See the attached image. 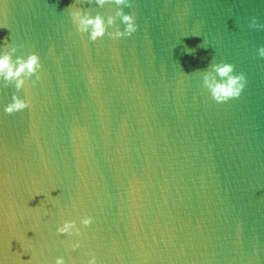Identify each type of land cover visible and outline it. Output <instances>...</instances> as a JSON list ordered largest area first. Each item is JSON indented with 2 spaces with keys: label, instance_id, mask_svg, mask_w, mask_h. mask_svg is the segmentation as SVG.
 Masks as SVG:
<instances>
[{
  "label": "water",
  "instance_id": "1",
  "mask_svg": "<svg viewBox=\"0 0 264 264\" xmlns=\"http://www.w3.org/2000/svg\"><path fill=\"white\" fill-rule=\"evenodd\" d=\"M71 2H0V42L41 63L30 107L0 111V264H264V0H131L137 31L95 42ZM215 60L245 75L238 98L201 87Z\"/></svg>",
  "mask_w": 264,
  "mask_h": 264
},
{
  "label": "clouds",
  "instance_id": "2",
  "mask_svg": "<svg viewBox=\"0 0 264 264\" xmlns=\"http://www.w3.org/2000/svg\"><path fill=\"white\" fill-rule=\"evenodd\" d=\"M2 2V0H0ZM96 7L105 4H113L116 7L115 17L119 18V24L113 27L114 17H101L99 14L89 15L79 7H75V0L67 5L65 11L76 34L86 36L88 42H95L107 36L111 40L130 37L137 31L136 17L134 14L126 13L122 9L131 6V0H89ZM248 27L250 29H261L264 25L256 22V17H250ZM112 29L109 31V29ZM17 48L6 42H0V88L11 86L13 91L8 102L0 104V111L10 115L30 107V97L25 90V84L31 80L34 84L39 80L41 71L40 57L30 52L27 55H15ZM258 58L264 59V45L256 48ZM214 59V58H213ZM246 84L243 73L234 71L231 63L216 61L207 66V70L200 76V85L206 90L208 96L217 104L225 103L240 96ZM17 93H23L17 95ZM54 199V197H49ZM91 216H83L79 219L81 227H88L92 223ZM81 227L77 226L75 220L63 219L55 227L56 234L60 236L74 237L70 241V248L76 250L81 247ZM85 264H97L94 254L88 253ZM53 264H66L64 256H57Z\"/></svg>",
  "mask_w": 264,
  "mask_h": 264
}]
</instances>
